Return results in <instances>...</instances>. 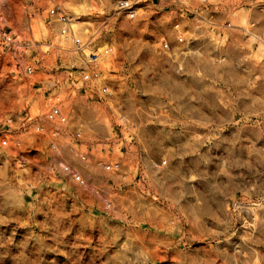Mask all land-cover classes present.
<instances>
[{"label":"clouds","instance_id":"clouds-1","mask_svg":"<svg viewBox=\"0 0 264 264\" xmlns=\"http://www.w3.org/2000/svg\"><path fill=\"white\" fill-rule=\"evenodd\" d=\"M0 264H264V0H0Z\"/></svg>","mask_w":264,"mask_h":264}]
</instances>
